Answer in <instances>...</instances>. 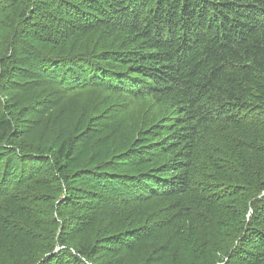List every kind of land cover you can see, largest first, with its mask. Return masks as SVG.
<instances>
[{
    "label": "trees",
    "instance_id": "trees-1",
    "mask_svg": "<svg viewBox=\"0 0 264 264\" xmlns=\"http://www.w3.org/2000/svg\"><path fill=\"white\" fill-rule=\"evenodd\" d=\"M0 264H264V0H0Z\"/></svg>",
    "mask_w": 264,
    "mask_h": 264
},
{
    "label": "rangeland",
    "instance_id": "rangeland-1",
    "mask_svg": "<svg viewBox=\"0 0 264 264\" xmlns=\"http://www.w3.org/2000/svg\"><path fill=\"white\" fill-rule=\"evenodd\" d=\"M11 94H12V97H11L12 98V101H14V100L17 101V99H18L19 96L16 93H14V92L11 93ZM67 105H68V108L70 110H71V108L74 109L72 112L75 113V114H79V112L81 111V106L78 105L74 100L69 101L67 103ZM77 106H80V107L76 108ZM72 117H73V114L72 113H69V114L66 115V118L65 119H61L59 121L57 119H55L54 117H52V116L49 119H48V116L45 119L42 117V119L44 120V123H46V125L48 124L50 126H54V124H51L50 122H54V121H57V122H60V121L73 122L74 120L72 119Z\"/></svg>",
    "mask_w": 264,
    "mask_h": 264
}]
</instances>
